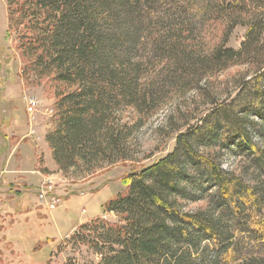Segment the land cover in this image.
Returning <instances> with one entry per match:
<instances>
[{
	"label": "trees",
	"instance_id": "16d2710c",
	"mask_svg": "<svg viewBox=\"0 0 264 264\" xmlns=\"http://www.w3.org/2000/svg\"><path fill=\"white\" fill-rule=\"evenodd\" d=\"M6 1L25 71L69 88L56 95L45 136L62 174L84 179L136 161L139 129L169 88L195 89L212 105L167 115L173 149L130 171L125 191L102 205L118 221L95 218L71 240L98 264H264V70L241 77L220 103L208 84L232 65L259 62L264 0ZM211 19L227 32L247 27L237 50H204L200 20ZM221 152L244 155L238 173L222 167ZM199 201L204 208L186 209Z\"/></svg>",
	"mask_w": 264,
	"mask_h": 264
},
{
	"label": "rangeland",
	"instance_id": "374dc122",
	"mask_svg": "<svg viewBox=\"0 0 264 264\" xmlns=\"http://www.w3.org/2000/svg\"><path fill=\"white\" fill-rule=\"evenodd\" d=\"M199 19L195 17L194 21ZM199 26L205 51L219 44L237 50L247 29L238 25L227 32L226 24L220 19L200 20ZM8 29L7 1L0 0V234L7 231L4 235L10 242L0 245V264H98L100 257L87 245L71 240L81 225L79 220H86L84 224L100 217L116 223L118 218L104 212L102 205L125 191L126 175L130 171L150 164L173 149L174 137L166 136L167 115H175L177 110L203 113L212 105L204 101L203 94L195 89L184 90V93L177 92L175 87L169 88L159 109L139 129L136 161L118 162L84 179L70 173L62 174L57 169L49 172L45 165H49L50 149L45 136L55 128L56 95L69 88L50 77L38 79L32 71H25L26 59L18 48L15 33ZM261 43L263 53L257 56L259 62L232 65L209 80L215 102L220 103L233 96L241 77L245 76L247 80L258 69L264 70V34ZM259 86L264 89V83ZM32 101L36 103L35 109L29 113L27 106ZM217 157L224 169L236 173L245 162L244 155L221 152ZM21 176L32 182L30 187L34 190L26 200L29 209L26 212L17 206L16 192L12 190L18 182L10 184ZM49 182L59 197V202L51 209L36 194ZM205 205V201H199L187 204L186 209H201ZM72 228H75L73 232ZM47 238L52 240L47 241ZM260 249V252L264 251V247Z\"/></svg>",
	"mask_w": 264,
	"mask_h": 264
},
{
	"label": "crops",
	"instance_id": "0c3cea01",
	"mask_svg": "<svg viewBox=\"0 0 264 264\" xmlns=\"http://www.w3.org/2000/svg\"><path fill=\"white\" fill-rule=\"evenodd\" d=\"M48 154H49V156H50V161H49V165L48 164H46L45 165V167L46 168H48V170H49V172H53V171H56V166H55V164H54V162L52 161V159H51V152L49 151L48 152ZM20 172V171H19ZM22 172V171H21ZM22 178H19V180H17V181H12V182H10V184L11 183H13V182H18L17 184L15 183V185H16V187L15 188H13L12 190L13 191H15L16 193H15V196L17 197V201H16V203H18V205L17 206H19V209H22V212H26V211H29V209L27 208V205H28V203H27V201L26 200H28V197L30 196V192H33L34 190L32 189V187H30V186H32L33 184H32V182H30V180L29 179H26V177L25 178H23V176H21ZM18 186V187H17ZM12 187V186H11ZM0 196H2V195H0ZM6 197H7V200L9 199H11L10 198V196H8V194H6L5 195ZM13 199V198H12ZM0 209H2V208H0ZM21 212V213H22ZM9 215H10V213H9ZM86 220H79V222H78V224H82L83 222H85ZM77 224V225H78ZM74 229L75 228H72L71 229V232H73L74 231ZM18 231V230H17ZM4 233H6L7 231H3ZM4 233H3V235L2 234H0V245H2L3 243H10L9 241H7L6 239L8 238H6V235H4ZM10 239V238H9ZM1 249V248H0Z\"/></svg>",
	"mask_w": 264,
	"mask_h": 264
},
{
	"label": "built area",
	"instance_id": "2783aa9c",
	"mask_svg": "<svg viewBox=\"0 0 264 264\" xmlns=\"http://www.w3.org/2000/svg\"><path fill=\"white\" fill-rule=\"evenodd\" d=\"M35 102L32 101L30 104L27 106V110L29 113H33L35 109ZM37 196L38 199L41 202H44L46 206H48L50 209L54 208L56 203L59 202V197L55 194L53 191V184L49 182L48 185H43L37 190Z\"/></svg>",
	"mask_w": 264,
	"mask_h": 264
}]
</instances>
